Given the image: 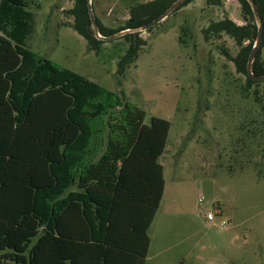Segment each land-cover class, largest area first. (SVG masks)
I'll return each mask as SVG.
<instances>
[{
	"label": "trees",
	"instance_id": "16d2710c",
	"mask_svg": "<svg viewBox=\"0 0 264 264\" xmlns=\"http://www.w3.org/2000/svg\"><path fill=\"white\" fill-rule=\"evenodd\" d=\"M30 1L0 0V264H124L126 230L141 234L137 264H146L149 228L166 188L159 159L172 123L162 117L145 123L146 111L124 92L29 48L35 26ZM175 1L132 5L119 30H108L96 18L100 32L109 36L145 25ZM240 2L245 25L226 17L207 33L223 31L240 45L250 40L235 63L248 83H264L247 73L258 26L251 4ZM255 2L264 24V0ZM88 4L75 0L74 28L98 52L105 40L94 33ZM140 33L122 36L130 43L119 61L122 70L147 43ZM262 48L255 75H264ZM128 203L135 205L129 218Z\"/></svg>",
	"mask_w": 264,
	"mask_h": 264
},
{
	"label": "rangeland",
	"instance_id": "374dc122",
	"mask_svg": "<svg viewBox=\"0 0 264 264\" xmlns=\"http://www.w3.org/2000/svg\"><path fill=\"white\" fill-rule=\"evenodd\" d=\"M148 1L88 0L108 30L125 27L130 7ZM74 6L31 0L35 26L27 46L124 92L146 111L145 123H172L159 159L166 188L147 264H264V83H248L235 63L250 40L240 45L223 31L207 33L226 17L245 25L240 0L182 5L140 33L147 43L124 70L119 61L130 43L118 37L91 50L74 28ZM261 47L264 57V40ZM217 207L222 213L209 222L205 215Z\"/></svg>",
	"mask_w": 264,
	"mask_h": 264
},
{
	"label": "water",
	"instance_id": "95a60500",
	"mask_svg": "<svg viewBox=\"0 0 264 264\" xmlns=\"http://www.w3.org/2000/svg\"><path fill=\"white\" fill-rule=\"evenodd\" d=\"M185 1L186 0H176L163 14H161L158 18L154 19L153 21H151L145 25H142L140 27L127 28V29L118 31V32H116L112 35H109V36H105L100 32L99 24H98V21L96 19L94 12H93L91 3L88 2L89 3L88 5H89L90 16L92 19L93 29H94V33H95L96 37L99 39L108 41L111 39L122 37L128 33L142 32V31L148 30L149 28H151L153 26H156L161 21H163L166 17H168L174 10H176L179 6H181ZM248 2L251 4L255 19L258 23V35H257L256 41L254 43V46L251 50L249 59H248L247 73L250 76V78H252L255 81H263L264 75H255L253 72V65H254V61L256 58L257 51L260 48L262 40H263L264 24H263V20L261 18V15L259 13V9H258V6H257L255 0H248Z\"/></svg>",
	"mask_w": 264,
	"mask_h": 264
},
{
	"label": "crops",
	"instance_id": "0c3cea01",
	"mask_svg": "<svg viewBox=\"0 0 264 264\" xmlns=\"http://www.w3.org/2000/svg\"><path fill=\"white\" fill-rule=\"evenodd\" d=\"M76 189H77L76 185H74L73 186V190H76ZM163 197H164V195H163ZM160 207H161V204H160ZM160 207H159V209H160ZM131 211H132V214H133L134 211H135V205L129 204V203L126 204L125 212H126V217L127 218H129ZM157 213H156V215H157ZM155 218H156V216H155ZM155 218H154V220H155ZM77 219L78 218L76 216L75 221L73 222V224H75V226H76L75 228L78 229V220ZM152 224H151V226H152ZM151 226L149 228V232H150ZM82 229L85 232L88 231V229H84L83 227H82ZM121 235H122V242L124 244H126V251H125L126 252L125 253L126 259L124 261V264H137V250L142 248L141 234H139V236H138L137 232L126 230ZM149 236H150V233H149ZM150 238H151V236H150ZM151 244H152V239H151V243H150V248H151ZM150 248H149V252H150ZM130 251L131 252H134V251L136 252V258H133V254ZM149 252H148V256H149ZM148 256H147V259H146V264H147V261H148Z\"/></svg>",
	"mask_w": 264,
	"mask_h": 264
},
{
	"label": "built area",
	"instance_id": "2783aa9c",
	"mask_svg": "<svg viewBox=\"0 0 264 264\" xmlns=\"http://www.w3.org/2000/svg\"><path fill=\"white\" fill-rule=\"evenodd\" d=\"M201 201H203L202 198H201ZM221 213H222L221 209H220L219 207H217V208H215L214 211H212V212H208L205 216H206V219H207L209 222H211V221L215 220L216 216L219 215V214H221ZM221 223H222L223 225H225V224H226V220H222Z\"/></svg>",
	"mask_w": 264,
	"mask_h": 264
}]
</instances>
